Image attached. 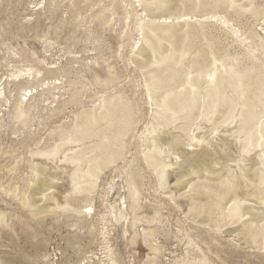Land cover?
<instances>
[{"label": "rangeland", "instance_id": "rangeland-1", "mask_svg": "<svg viewBox=\"0 0 264 264\" xmlns=\"http://www.w3.org/2000/svg\"><path fill=\"white\" fill-rule=\"evenodd\" d=\"M116 2L121 5L117 11ZM122 2L95 0L77 15L75 7L81 0H0V264H200L204 259L211 264H264L261 228L251 232L258 235L252 249L238 237L241 222L224 220L216 228L201 223L193 216L201 202L194 203L190 188L178 185L176 166L169 168L164 186L145 165L139 136L154 114L147 104L146 78L135 63L142 42L137 25L155 20L137 0H125L128 18ZM258 3L264 7V0ZM218 11L199 7L193 12L200 34L192 39L212 50L216 58L225 52L240 56L245 48L231 28L206 18L227 15ZM104 14L113 19L107 26L101 24ZM253 23L249 16L234 17L229 27L242 31L244 25ZM109 71L119 77L114 88L96 81V77L107 79ZM115 93L123 94L137 111L136 130L127 142L130 153L102 172L90 192H74L71 173L84 166L85 160L75 163L71 157L82 144H73V152L58 158L37 153L51 152L63 141L62 134L76 137L83 111L99 107L103 98ZM21 100L27 115L18 119L14 107ZM254 101L258 118L264 116V95ZM226 106L212 126L198 109L196 123L225 152L236 154L235 140L226 132L230 118ZM172 163H176L174 158ZM247 164L245 159L242 165ZM39 165L52 177L61 175L51 190L35 196L34 168ZM233 169L239 172L237 166ZM128 174H134L140 190L143 209L137 217L126 183ZM44 194L47 197L41 200ZM28 195L39 210L36 217L22 204ZM117 204L123 215L119 221L112 211ZM157 213L158 219L152 221Z\"/></svg>", "mask_w": 264, "mask_h": 264}, {"label": "bare ground", "instance_id": "bare-ground-1", "mask_svg": "<svg viewBox=\"0 0 264 264\" xmlns=\"http://www.w3.org/2000/svg\"><path fill=\"white\" fill-rule=\"evenodd\" d=\"M122 3L128 17L130 13L125 0ZM81 4L75 7L77 15H81L85 7L93 6L95 0H81ZM115 4L114 10L117 11L120 4ZM142 5L155 20V23L142 21L137 25L142 42L135 54V63L146 78L147 104L153 108L154 114L139 136L142 159L164 186L169 168L176 166L178 185L190 188L188 191L194 203L201 202L194 209L193 216L200 218L203 224L213 225V228L224 220L241 222L238 237L253 249L258 235H251L252 230L259 227L264 232V225L260 226L261 222L264 224V116L258 118L254 101L264 95V59L261 58V53H264V7L258 0H144ZM199 7L227 14H206L205 17L231 28V33L245 48L240 56L225 52L224 56L216 58L212 50L194 42L192 38L200 32L193 12ZM159 14L164 15L163 18L159 19ZM247 16L254 19L253 25H244L242 31L229 27L234 17L243 19ZM100 20L103 26L113 21L108 14ZM205 71L206 74H202ZM118 79V75L111 71L107 79L96 77V81L105 88L113 87ZM23 105L21 100L14 107L18 119L27 115ZM224 105L230 114L226 132L235 140L236 154L225 152L219 143L214 142L211 134H202L204 129L196 123L197 110L200 109V117L212 126ZM82 117L76 127V137L62 134L63 141L51 152L37 153L47 159L58 158L61 153L73 152V144L80 142L82 149L71 157L75 163L85 160L84 166L81 164L71 173L72 190L78 193L90 192L102 172L127 158L130 153L128 138L135 132L138 120L134 105L121 93L103 98L99 107L84 110ZM86 142L90 144L87 148ZM190 147L198 149L191 150ZM234 155L241 156L243 160ZM256 157L259 162H256ZM245 159L249 164L242 165ZM234 166L239 172L233 169ZM45 170L40 165L34 168L36 177L32 187L35 184L36 187L32 190L35 196L51 190L52 185H56L55 180L60 178L61 173L52 177ZM126 183L134 202V217H137L143 206L134 174H128ZM46 197L44 194L41 200ZM32 199L29 195L23 197L22 204L36 217L40 213L34 208ZM50 200L55 202L53 197ZM91 211L92 208L88 212ZM112 211L116 221L123 218L118 204L112 207ZM154 218L152 221L158 219V213ZM144 233L151 235L146 230ZM200 264L211 263L204 259Z\"/></svg>", "mask_w": 264, "mask_h": 264}]
</instances>
